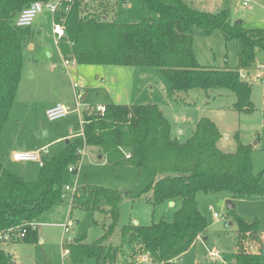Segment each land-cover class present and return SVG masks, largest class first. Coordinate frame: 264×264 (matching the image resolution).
Masks as SVG:
<instances>
[{"label":"trees","instance_id":"trees-1","mask_svg":"<svg viewBox=\"0 0 264 264\" xmlns=\"http://www.w3.org/2000/svg\"><path fill=\"white\" fill-rule=\"evenodd\" d=\"M34 1L53 0H0V135L17 96L24 46L34 37L32 26L18 27L15 19ZM141 1L150 17L119 22L84 0H61L54 19L66 31L60 42L62 53L78 64L155 67L175 92L198 88L210 96L211 89H226L235 94V110L253 111L251 80L245 79L242 71L256 64L257 49L264 51V29L248 28L243 20L232 21L229 8L214 13L196 9L184 0ZM216 29L226 40L237 41L236 68L200 65L194 39ZM83 121V134L67 139L61 151L43 157L35 181L13 173L0 160V232L28 227L23 240L37 241V229L28 223L65 202V187L78 173L81 151L88 145L97 146L111 164L155 168L157 179L144 190L152 192L148 200L154 205L179 201L180 207L170 221L162 218L149 225L121 226L120 190L97 184L77 187L71 196L73 208L102 211L111 220L96 242L82 238L68 245L76 263L95 258L96 264H116L121 247L111 239L120 228V236L134 256L131 264L144 254L151 256L153 264H182L181 257L210 226L200 209L199 193L226 192L232 199L264 196V170L254 171L253 146L237 137L235 152L221 150L218 141L222 134L208 117L198 121L184 142L173 136L170 120L153 102L108 103L104 113L88 108L83 111ZM234 219L239 228L234 264H264V232L259 221L247 222L236 214ZM251 243L258 253L251 252ZM2 244L0 240V264H15L12 253Z\"/></svg>","mask_w":264,"mask_h":264},{"label":"rangeland","instance_id":"rangeland-1","mask_svg":"<svg viewBox=\"0 0 264 264\" xmlns=\"http://www.w3.org/2000/svg\"><path fill=\"white\" fill-rule=\"evenodd\" d=\"M185 1L196 9L214 13L229 8L232 21L243 20L248 28L264 29V0H252L249 5H245L244 0ZM88 4L97 11L106 12L110 20L119 22L150 17L141 0H90ZM32 28L34 37L23 49L24 61L17 96L0 135V160L13 173L28 181L37 180L42 162L14 161L13 151H40L42 159L52 156L65 147L71 129L74 133L82 131L85 109L98 103L117 101L160 105L172 124L174 136L181 142L191 137L202 117H208L217 124L222 134L218 141L221 150L235 152L239 137L242 143L253 146L255 173L264 170L263 78H255L251 82L253 111L240 112L233 108L236 100L233 92L211 89L208 91L210 96H207L206 90L198 88L175 92L166 76L155 67L78 64V72L70 75L60 68L53 13L44 10ZM48 50L53 56H48ZM194 50L200 65L204 67L236 68L239 64L237 41L226 40L220 29L210 35H196ZM54 63L59 67L53 68ZM260 63H264V51L257 49L255 65ZM255 65L242 73L254 75ZM74 81L85 91L81 112H71L66 117L49 120L46 110L51 103H74ZM98 150L94 145L85 147L78 173L71 176L72 185L97 184L120 190L121 226L136 222L149 225L162 218L169 221L174 219L180 207L179 201L175 205H171L170 201L154 205L148 200L152 192L144 193L145 188L157 178L155 168L111 164L105 155L100 157ZM72 191H67L65 202L41 215L37 241L2 244L12 253L15 264H96L95 258L74 262L69 254H64V247L82 238L88 243L96 242L104 235L105 225H109L111 219L102 211L73 208ZM198 202L210 226L207 234L182 256V264H234L233 253L237 247L239 229L235 214L247 222L258 220L264 232V196L232 199L226 192L199 193ZM215 212L218 213L217 217ZM65 224L69 228L67 232ZM68 238H72V241L67 244L64 239ZM111 242L121 247L116 264H131L134 256L131 257V250L122 240L120 228ZM213 252L217 255H212Z\"/></svg>","mask_w":264,"mask_h":264},{"label":"built area","instance_id":"built-area-1","mask_svg":"<svg viewBox=\"0 0 264 264\" xmlns=\"http://www.w3.org/2000/svg\"><path fill=\"white\" fill-rule=\"evenodd\" d=\"M90 0H84L85 3H88ZM252 0H244L245 5H249V3ZM61 0H53L49 2H42V1H34L32 2L29 6L25 7L24 9L21 10V12L18 14V16L15 19V25L18 27H28V26H33L36 18L44 11V10H50L54 14L57 12L59 6H60ZM54 36L56 39V45L58 48L59 56L61 58V63H60V68L63 69L65 72L68 74H73L77 73V66L78 62L75 58L71 56H66L62 53L61 48H60V42L62 38L65 36L66 31L64 26L56 21L54 19ZM59 67L58 64L54 63L53 68ZM256 68V73L254 75H249L246 73H242V76L247 79V80H254L255 78H263L264 79V63H260L255 65ZM73 87H74V93H75V100L73 104H65L62 102H57L53 105H51L47 110H46V115L49 120H57L62 117H66L68 114L71 112H81L82 108V100L85 97V91L83 88L80 86L78 82H73ZM92 109H95L97 112L104 113L106 111V105L103 104H96L92 106ZM82 122L84 124L83 118ZM71 131L74 133V130L71 129ZM83 134V129L76 135H81ZM83 151H81L83 155ZM131 153H127V157H130ZM13 158L16 161H41L42 162V154L40 151H19L15 152L13 154ZM81 163V161H80ZM75 169V165L71 166L69 170L73 172ZM78 185L74 184L72 185L70 182L66 185L65 189L67 191L73 190V194L75 193ZM72 194V195H73ZM72 201V197H71ZM215 217L218 216V213L215 212ZM31 229H38L39 222L37 220L30 221L28 223ZM65 231H69L68 225L65 224ZM29 229L28 227H10L4 231L0 232V240L2 243H12V242H18L22 241L27 235H28ZM64 241L68 244V242L72 241V238H68L67 240L64 239ZM70 249L68 248V245L64 247V254H69ZM212 255H217V253L213 252ZM139 259L137 262L135 261L134 264H141V263H147V264H153L151 256L149 254H144L140 255L138 257Z\"/></svg>","mask_w":264,"mask_h":264},{"label":"crops","instance_id":"crops-1","mask_svg":"<svg viewBox=\"0 0 264 264\" xmlns=\"http://www.w3.org/2000/svg\"><path fill=\"white\" fill-rule=\"evenodd\" d=\"M185 1V0H184ZM187 2V1H186ZM47 53H48V56H53V54H52V52L51 51H47ZM78 72V71H77ZM56 102H58V101H56ZM208 102V101H207ZM55 103V102H54ZM54 103H51V105H53ZM112 103H120V102H112ZM130 103H133V102H130ZM146 103H148V102H146ZM99 104V103H98ZM100 104H103V105H106L107 103H100ZM50 105V106H51ZM96 105V104H95ZM160 106V105H159ZM164 111V110H163ZM193 131H194V129H193ZM77 133H73L72 131H71V134H68L67 136H70V137H68V139L69 138H71V137H73V136H75ZM172 134H173V136H174V131H173V127H172ZM175 137V136H174ZM19 151H28V150H15V151H13V154L15 153V152H19ZM99 151V153H100V157H104V154H102V152H101V150L99 149L98 150ZM13 154H12V157H13ZM13 160H14V158H13ZM14 161H16V160H14ZM157 179V178H156ZM155 179V180H156ZM154 180V181H155ZM76 183H77V181H76ZM79 186V185H78ZM171 202V205H175V204H177V201H170ZM136 224H137V222H136ZM37 232L39 233V226H38V229H37ZM40 233H41V231H40ZM40 240H43V238H41ZM10 252V251H9ZM11 253V252H10ZM182 260V257H181V259H180V261ZM16 264H18V262L16 263Z\"/></svg>","mask_w":264,"mask_h":264},{"label":"water","instance_id":"water-1","mask_svg":"<svg viewBox=\"0 0 264 264\" xmlns=\"http://www.w3.org/2000/svg\"><path fill=\"white\" fill-rule=\"evenodd\" d=\"M252 81H254V80H251V82H252ZM229 203H231V202H229ZM250 248H251V252H252V253H258V250L254 248V246H253L252 243L250 244Z\"/></svg>","mask_w":264,"mask_h":264}]
</instances>
